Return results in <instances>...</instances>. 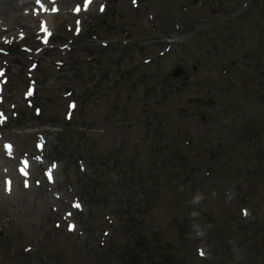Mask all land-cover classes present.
<instances>
[{"label": "rangeland", "instance_id": "1", "mask_svg": "<svg viewBox=\"0 0 264 264\" xmlns=\"http://www.w3.org/2000/svg\"><path fill=\"white\" fill-rule=\"evenodd\" d=\"M59 1L61 13L51 17L52 44L72 37L66 25L73 18L66 14L80 0ZM250 1L138 0L133 7L130 0H108L105 13L95 7L87 14L70 51L63 55L56 48L31 59L20 47L38 46L37 20L24 15L18 0H0L1 27L7 29L0 32V47L11 56L4 95L21 115L0 125V264H124L128 245L149 254L142 264H264V0ZM163 37L176 40L171 59L143 66L141 60L164 51ZM120 54L128 81L84 78L88 66L96 75L99 63L115 69L108 62ZM5 59L0 55V65ZM30 61L38 62L32 73L39 80V116L22 98ZM68 89L73 93L62 98ZM70 98L78 106L68 122L63 114ZM3 109L11 117L9 106ZM183 131L190 140L194 133L204 137L202 145L187 148ZM39 132L49 142L41 165L60 162L54 184L24 187L12 177L13 188L5 193L2 170L14 161L4 156L2 144L14 145L18 156L33 154ZM179 136L181 154L174 146ZM226 149L244 150L246 158L234 165ZM183 153L195 167L196 180L187 186L178 178ZM100 159H109L110 170ZM155 164L161 166L153 173ZM206 166L212 175L205 182ZM72 195L82 199L85 212L76 214V231L69 233L48 209L68 208ZM243 206L247 219L239 213ZM220 229L229 246L220 241ZM200 245L205 259L193 256ZM26 246L31 249L24 252Z\"/></svg>", "mask_w": 264, "mask_h": 264}, {"label": "snow or ice", "instance_id": "2", "mask_svg": "<svg viewBox=\"0 0 264 264\" xmlns=\"http://www.w3.org/2000/svg\"><path fill=\"white\" fill-rule=\"evenodd\" d=\"M93 2V0H85V8H87L88 7V5H90L91 3ZM133 2L135 3V0H133ZM104 9H103V6L101 7V11H103ZM53 11H56V9H53ZM75 11H77V12H79L80 11V7L78 6L76 9H75ZM45 31H47V29H45ZM29 95H31L32 93L31 92H29L28 93ZM70 108H73V107H75V105L74 104H72V105H70L69 106ZM70 118V117H69ZM3 119H4V116H3V114L2 113H0V122H2L3 121ZM7 148H8V150H9V152H10V150H11V145H8V146H6ZM53 167H55V165H53ZM50 175V178H51V174H49ZM8 184H9V187H8V191H10L11 189H10V182H7ZM74 207H76V208H80L81 207V205L79 204V203H76V204H74ZM69 215H71L70 213H69ZM75 225H70L69 226V230L70 231H74L75 230ZM200 255L201 256H203V255H205V252L201 249L200 250Z\"/></svg>", "mask_w": 264, "mask_h": 264}]
</instances>
